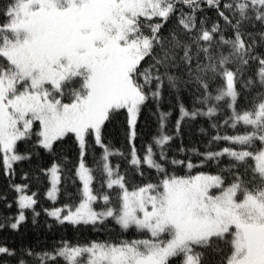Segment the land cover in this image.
Returning a JSON list of instances; mask_svg holds the SVG:
<instances>
[{
	"label": "snow or ice",
	"instance_id": "obj_1",
	"mask_svg": "<svg viewBox=\"0 0 264 264\" xmlns=\"http://www.w3.org/2000/svg\"><path fill=\"white\" fill-rule=\"evenodd\" d=\"M0 264H264V0H0Z\"/></svg>",
	"mask_w": 264,
	"mask_h": 264
}]
</instances>
